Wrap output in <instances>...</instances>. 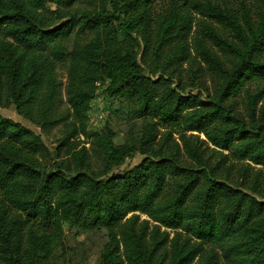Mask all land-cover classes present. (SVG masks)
<instances>
[{
	"label": "trees",
	"instance_id": "trees-1",
	"mask_svg": "<svg viewBox=\"0 0 264 264\" xmlns=\"http://www.w3.org/2000/svg\"><path fill=\"white\" fill-rule=\"evenodd\" d=\"M154 2L0 0V107L14 106L43 132L52 128L57 68L66 62L67 103L78 127L71 124L65 141L86 133L98 81H108L107 95L118 98L126 112L152 121L137 146L114 144L108 131L89 132L95 166L81 148L69 152L68 164L54 161L48 169L40 135L0 115L4 264H41L65 225L100 224L108 242L99 264H194L210 244L220 250L223 264H264V199L217 179L224 156L211 166L193 136H186L201 134L236 159L264 166V102L257 111L264 98V21L254 26L242 15L241 23L214 0H170L157 14ZM193 14L232 30L236 39H226L212 24L202 26L209 45L195 37L211 81L207 97L183 94L174 83L182 63L196 60L187 43ZM248 85L254 88L246 91ZM242 93L247 120L233 106ZM155 121L181 129L180 141L195 165L182 163L168 132L156 142ZM136 152L142 155L139 164L112 172ZM251 180L262 185L257 175ZM138 213L149 219L140 221ZM215 263L211 254L203 264Z\"/></svg>",
	"mask_w": 264,
	"mask_h": 264
},
{
	"label": "rangeland",
	"instance_id": "rangeland-1",
	"mask_svg": "<svg viewBox=\"0 0 264 264\" xmlns=\"http://www.w3.org/2000/svg\"><path fill=\"white\" fill-rule=\"evenodd\" d=\"M221 7L229 8L235 13L236 18L242 23V15H246L247 18L254 26H258L264 21V0H214ZM154 12H164L170 7V0H155ZM193 32L187 38L188 50L191 56L196 60L192 63L184 61L180 66L181 77H178L174 81L175 87L178 88L183 94L192 93L198 96L207 97L211 94V81L207 76L206 65L202 62L199 55L195 51L194 39L199 36L203 42L210 44L209 38L203 34V25L212 24L218 33L226 36V39L236 41L233 31L223 29L215 22H209L203 20L201 15L193 14ZM207 21V22H205ZM232 32V33H231ZM71 42L69 43L70 46ZM59 78V96L56 101V109L54 119L57 120L56 125L43 132L39 127L33 125L27 120L23 119L15 111L14 106L8 108L0 107V115L4 118L11 119L15 122H19L25 127L31 129L36 134H39L47 147V154L42 162L48 169L51 168V163L65 162L68 164L70 158L69 152L79 151L81 148H85L87 151L86 161H90L93 166L97 164V156L93 150V137L89 135V132H103L108 131L113 138V142L116 145H124L132 143L135 146L139 143L146 125L152 122L151 120L144 118H136L131 115L130 112H126L120 100L118 98H111L107 95L106 90L108 87V81L95 84L92 99L90 101L89 110L87 111L84 121V131L86 133L79 132L71 138L68 142L65 138L71 133L73 125L78 127V123L73 120L71 115V109L67 103V94L65 91L67 67L66 62L59 64L57 68ZM253 85H248L247 90H252ZM245 94L237 95L233 101V106L237 108V112L245 120V103L243 99ZM264 98L257 103V111L263 104ZM123 108V109H122ZM65 117V118H64ZM154 130L156 132V142L162 140V137L168 132V141L173 144H177L178 156L183 164L195 165V163L187 157L184 146L180 141L181 129L178 127H164L161 123L155 121ZM193 134V135H191ZM193 136L191 139L198 146L199 151H203L207 157V161L211 166H215L219 160L220 153L223 159L221 160L224 167H219L215 172V177L219 180H224L227 183L234 185L248 193H251L259 199H264V166L254 165L251 162L245 160H238L228 151H221L210 143L205 141L203 135L193 133H186V136ZM204 141V142H201ZM68 144L72 147L68 148ZM142 160V155L136 152L133 158L125 159L122 164L113 168V173H119L125 170L131 169L133 166L139 164ZM75 166L74 162L71 163ZM223 166V165H222ZM244 172L250 174V177L243 175ZM257 175L260 177L259 187L256 183H252L251 178ZM256 188L257 191H252ZM131 214H127L122 221L130 217ZM139 220L149 219L143 214L138 213ZM115 230H119L116 228ZM119 232V231H118ZM169 232V238L174 236L173 231ZM118 234V233H117ZM107 231L104 224H100V227L96 226H82V225H65L62 230V234L58 242L54 245L51 252L44 255L41 264H99L101 260V254L107 246ZM122 250L120 244V251ZM211 254H214L215 264H223L220 257V250L216 245H203V250L200 255L195 259L194 264H203ZM0 264H4L0 259ZM193 264V263H192Z\"/></svg>",
	"mask_w": 264,
	"mask_h": 264
}]
</instances>
